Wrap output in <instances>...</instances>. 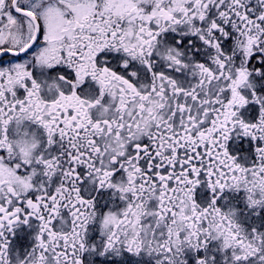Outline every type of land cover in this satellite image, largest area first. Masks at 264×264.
<instances>
[{"label":"snow or ice","instance_id":"snow-or-ice-1","mask_svg":"<svg viewBox=\"0 0 264 264\" xmlns=\"http://www.w3.org/2000/svg\"><path fill=\"white\" fill-rule=\"evenodd\" d=\"M0 264H264V0H0Z\"/></svg>","mask_w":264,"mask_h":264}]
</instances>
